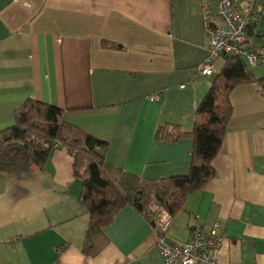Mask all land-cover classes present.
<instances>
[{"label": "crops", "instance_id": "1", "mask_svg": "<svg viewBox=\"0 0 264 264\" xmlns=\"http://www.w3.org/2000/svg\"><path fill=\"white\" fill-rule=\"evenodd\" d=\"M216 4L0 0V132L33 99L63 110L68 123L106 141V161L115 167L151 180L186 175L193 140L162 142L154 132L171 124L190 134L197 106L227 62L217 59L211 76L197 72L208 46L203 8L219 25ZM254 8L258 22L247 42L259 49L264 0ZM248 67L257 81L264 78V65ZM261 85L243 82L229 95L232 116L212 162L216 177L187 197L168 230L172 243L184 244L193 225L217 222L219 264H264ZM72 163L66 149H54L41 169L0 174V264H161L153 229L131 207L103 230L108 242L96 257L81 255L88 216Z\"/></svg>", "mask_w": 264, "mask_h": 264}, {"label": "trees", "instance_id": "2", "mask_svg": "<svg viewBox=\"0 0 264 264\" xmlns=\"http://www.w3.org/2000/svg\"><path fill=\"white\" fill-rule=\"evenodd\" d=\"M254 26L246 28L247 36H251L250 27ZM246 45L250 50L258 49L252 42ZM224 59L226 64L196 108L192 132L182 133L171 124H161L154 132L155 140L162 142H175L183 137L193 140L186 175L151 180L115 167L106 161V141L68 123L63 110L33 99H26L13 112L12 126L0 132V174L41 169L54 149L64 148L73 157L72 177L80 184L78 198L88 216L81 255L94 258L100 253L108 242L103 230L126 207L137 210L156 236L154 222L160 209L172 219L182 210L187 197L215 179L212 162L221 149L232 116L229 95L233 89L243 82L254 81L264 87V78L257 81L243 57L224 56ZM136 199L141 204L140 210L134 204Z\"/></svg>", "mask_w": 264, "mask_h": 264}, {"label": "built area", "instance_id": "3", "mask_svg": "<svg viewBox=\"0 0 264 264\" xmlns=\"http://www.w3.org/2000/svg\"><path fill=\"white\" fill-rule=\"evenodd\" d=\"M255 1L242 0L239 7H235L232 0H217L215 18L220 21L219 25L212 23L210 10L203 8L208 46L205 59L197 67L198 74L211 76L214 73V62L224 56H241L251 67L264 65V45L255 50L248 49L246 45V28L258 22ZM157 98V95L151 96L153 100ZM171 221L164 209L158 211L154 222L157 232L154 247L161 258V264H219L221 238L217 232V222L210 228L196 223L189 240L184 244H176L168 237Z\"/></svg>", "mask_w": 264, "mask_h": 264}, {"label": "water", "instance_id": "4", "mask_svg": "<svg viewBox=\"0 0 264 264\" xmlns=\"http://www.w3.org/2000/svg\"><path fill=\"white\" fill-rule=\"evenodd\" d=\"M134 204H135V206L140 210L141 209V204L139 203V200L138 199H136L135 201H134Z\"/></svg>", "mask_w": 264, "mask_h": 264}]
</instances>
